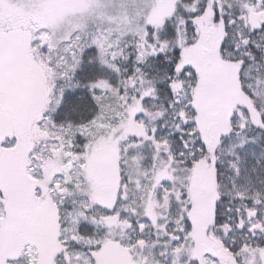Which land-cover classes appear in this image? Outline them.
<instances>
[{
    "label": "snow or ice",
    "instance_id": "1",
    "mask_svg": "<svg viewBox=\"0 0 264 264\" xmlns=\"http://www.w3.org/2000/svg\"><path fill=\"white\" fill-rule=\"evenodd\" d=\"M0 264H264V0H0Z\"/></svg>",
    "mask_w": 264,
    "mask_h": 264
}]
</instances>
